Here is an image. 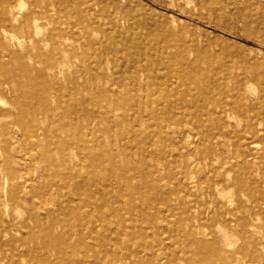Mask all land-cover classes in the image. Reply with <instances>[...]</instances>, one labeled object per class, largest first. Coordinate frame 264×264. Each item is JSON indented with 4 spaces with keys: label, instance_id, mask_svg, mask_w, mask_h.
Returning a JSON list of instances; mask_svg holds the SVG:
<instances>
[{
    "label": "bare ground",
    "instance_id": "obj_1",
    "mask_svg": "<svg viewBox=\"0 0 264 264\" xmlns=\"http://www.w3.org/2000/svg\"><path fill=\"white\" fill-rule=\"evenodd\" d=\"M185 1L228 19L236 5L249 9L246 37L264 46V0ZM158 13L135 0H0V264H128L131 239L117 243L106 216L128 237L124 204L149 217L172 209L174 194L176 223L132 225L155 264H264V54L242 57L193 21L173 14L178 29ZM177 139L173 187H151L132 144L162 154ZM161 228L177 249L146 242ZM236 243L248 261L234 262Z\"/></svg>",
    "mask_w": 264,
    "mask_h": 264
},
{
    "label": "rangeland",
    "instance_id": "obj_2",
    "mask_svg": "<svg viewBox=\"0 0 264 264\" xmlns=\"http://www.w3.org/2000/svg\"><path fill=\"white\" fill-rule=\"evenodd\" d=\"M163 1L165 4L167 5H172L169 7H163V6H159L157 4H155L152 0H135L136 3V9H140V5H143L144 7H154L156 8L158 11H163L164 14L162 13H158L159 18L161 19L162 22L170 25L171 27L174 28H178L181 29L183 27L182 23L180 21L175 20L173 14L179 16L182 19H186V20H191L194 23H196L197 25H199V27H201V29H204L207 32H202L196 29H193V32L200 34L202 37L204 38H210L211 40L217 41V39H222L226 42H228L232 47H234V52L236 54H240L242 55V57H253L255 55H257L258 57L260 56V54H264V46H261L260 44H258L255 40H253L252 38H248L246 37V33L249 29H251L252 25H246V21L243 19V15L245 16V14H247L246 12H248V10H244V8H241V6L236 5L233 7V11H236L234 13V17L233 19H228L226 18L225 15L223 16H219L218 14L208 11L207 8H203L200 5H196L194 2H187L185 0H161ZM173 3V4H171ZM242 6L244 4L240 3ZM241 8L240 9H236L235 7ZM201 7V8H200ZM232 7V6H231ZM176 9L182 10V11H190L192 12L196 17H194L195 19H190L189 17L180 14L179 11H177ZM238 12L241 13V17H238ZM203 19V20H202ZM212 21V22H211ZM218 21V22H216ZM212 23L208 24V23ZM219 23L220 25H222V27L226 28L227 30L222 29L221 27H216V24ZM191 29V28H190ZM220 34L224 35V36H220ZM153 37V35H152ZM220 37V38H219ZM222 37V38H221ZM156 38V37H154ZM153 38V39H154ZM240 48V49H239ZM239 49V50H238ZM20 50H22V52L25 50L24 46H20ZM112 55V54H109ZM88 56L92 59L93 57H95V54H88ZM107 63V61L105 60L104 64ZM249 64V63H248ZM248 64H246L245 68H241L240 72H244V73H249L248 70ZM260 79V78H259ZM260 81V80H259ZM91 107V104L89 105ZM115 109V110H114ZM114 112L113 113H121L122 110L113 107ZM127 112L130 115H133L135 113V111L133 109H128ZM129 123V122H128ZM159 125L162 126L165 129L170 130L171 128L168 127V123L164 120H159L158 121ZM92 124H95V121H92ZM161 127V128H162ZM114 129V128H113ZM114 132L117 131V128H115L113 130ZM171 131V130H170ZM147 138H150L151 140H156L158 138V135H149L148 131H147ZM156 137V138H155ZM33 143L35 142V140L33 138H30L28 141H26V143ZM164 144L166 145V149L169 151L168 153L165 151L164 149V153L160 154V152H158V150L156 148H147L148 150L146 151H141L139 150L140 148L136 147L135 144H132V150H131V155H130V160L132 161V163L134 162H141V168H143L145 171H151L155 174L154 176H156V179H160L161 182L158 183V181H156V179H154L151 183V187H161L162 186L169 188V187H173L172 184L169 181H166V177L168 178L170 176V172H173L176 177L179 175V167H180V158H179V151H178V145H180V140L177 139L173 144H168L167 141L164 142ZM155 146V145H154ZM119 147H121L119 145ZM154 152H151V151ZM178 151V152H177ZM15 152L14 150L9 151L7 154L8 156H12V153ZM169 154V155H168ZM173 154V155H172ZM5 153L2 154L0 153V161L1 163H6L4 162L5 160L3 159L5 157ZM165 156L166 159H168L170 162H166L163 157ZM144 159H147V164L143 163ZM143 161V162H142ZM110 182V181H109ZM108 182V183H109ZM155 191L153 189V191L150 189V191H147L144 189L143 191V197L150 200L151 198L154 199V203H157L158 206H162L161 208H165L166 207V201L165 200H157L155 199ZM107 193L105 192V199H107V204L104 205V211L106 212V214L111 211L112 209H114V204L112 202H110L109 200V196L106 195ZM102 198H103V194H102ZM171 201L170 205H172V209L169 210H165V211H160L157 212L156 214L152 215V216H140L137 213H132V212H127L128 211V207L127 205H123L122 206V211L121 213L124 215V219L126 218L127 222L126 224L128 225V229H127V233H128V237L126 234H117L116 235L111 232V230H114L115 228V223L112 220V216H106V222L108 227L111 229H106V232L110 231V234L112 233L111 236L115 237V241L118 243L122 240H127L128 238L131 239L132 242V247L135 248L134 252L136 253L137 257L135 258H130L128 260H124V262H128V264H155L157 262V258L153 260H151L150 258V250H147V247H145L146 245H143L142 247L138 246V243L140 242V238L144 237L145 235H143V232H135L134 231V223H138V224H144V226H150L153 222H158L161 223L162 226H166L168 221H171L173 223H176L177 220V216H178V206H179V201H178V195L174 194L171 195L170 198ZM212 205V203H210ZM153 212V209L148 208V212ZM169 212V213H168ZM167 213V214H166ZM248 211L245 210L244 214H247ZM167 218V219H166ZM134 221V222H133ZM133 225V226H132ZM176 231H179V226H176ZM154 233V234H153ZM111 237V238H114ZM146 238V242H148V244H153V240L159 239V238H164L166 243L168 244L167 246H169V248H167L169 250H173V249H177L179 247V244L177 243L176 239L174 238V236L172 235V233H170L168 231V228H161L159 230H151L150 233L145 237ZM144 238H142L143 241ZM166 246V247H167ZM120 248L122 250H124L126 252L127 248L124 246L123 243H121ZM239 249V243H236L235 246L231 249H229V251L231 252H235L237 253L236 256L234 257V262L235 263H243L248 261V257L242 253L238 252ZM148 251V252H147ZM240 254V256H239ZM173 261H180L178 258H176ZM106 264L108 263L107 260H105ZM160 264H169L170 262L167 261V259L163 256L160 258L159 260ZM177 264V263H176Z\"/></svg>",
    "mask_w": 264,
    "mask_h": 264
}]
</instances>
